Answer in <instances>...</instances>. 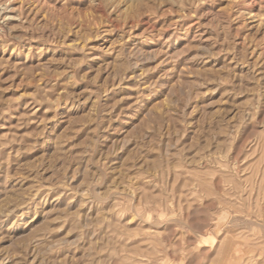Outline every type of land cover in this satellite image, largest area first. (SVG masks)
<instances>
[{"label": "rangeland", "instance_id": "1", "mask_svg": "<svg viewBox=\"0 0 264 264\" xmlns=\"http://www.w3.org/2000/svg\"><path fill=\"white\" fill-rule=\"evenodd\" d=\"M0 264H264V0H0Z\"/></svg>", "mask_w": 264, "mask_h": 264}, {"label": "bare ground", "instance_id": "2", "mask_svg": "<svg viewBox=\"0 0 264 264\" xmlns=\"http://www.w3.org/2000/svg\"><path fill=\"white\" fill-rule=\"evenodd\" d=\"M239 248V247H238ZM238 250V249H237ZM239 252V251H238ZM241 253V252H240ZM236 254H234L233 256H235ZM235 258V257H234ZM238 259V258H237Z\"/></svg>", "mask_w": 264, "mask_h": 264}]
</instances>
